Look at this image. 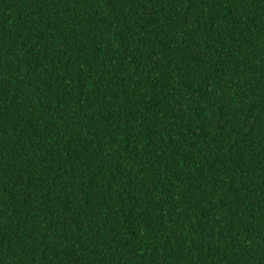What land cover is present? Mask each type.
<instances>
[{
    "label": "trees",
    "instance_id": "1",
    "mask_svg": "<svg viewBox=\"0 0 264 264\" xmlns=\"http://www.w3.org/2000/svg\"><path fill=\"white\" fill-rule=\"evenodd\" d=\"M0 264H264V0H0Z\"/></svg>",
    "mask_w": 264,
    "mask_h": 264
}]
</instances>
